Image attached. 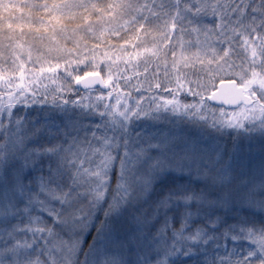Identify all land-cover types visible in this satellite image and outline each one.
<instances>
[{"label": "snow or ice", "instance_id": "snow-or-ice-1", "mask_svg": "<svg viewBox=\"0 0 264 264\" xmlns=\"http://www.w3.org/2000/svg\"><path fill=\"white\" fill-rule=\"evenodd\" d=\"M25 3L0 30V264H264V0Z\"/></svg>", "mask_w": 264, "mask_h": 264}, {"label": "trees", "instance_id": "trees-1", "mask_svg": "<svg viewBox=\"0 0 264 264\" xmlns=\"http://www.w3.org/2000/svg\"><path fill=\"white\" fill-rule=\"evenodd\" d=\"M28 20V7L25 0H5L3 7H0V30H7L11 24L18 29Z\"/></svg>", "mask_w": 264, "mask_h": 264}, {"label": "rangeland", "instance_id": "rangeland-1", "mask_svg": "<svg viewBox=\"0 0 264 264\" xmlns=\"http://www.w3.org/2000/svg\"><path fill=\"white\" fill-rule=\"evenodd\" d=\"M144 125L143 122H137V129L139 131H143ZM178 124L173 123L172 119H168L165 121H161L160 124H158L156 127H149L148 128V134L151 135L153 133L156 134H165L166 132L172 131L174 128H177Z\"/></svg>", "mask_w": 264, "mask_h": 264}]
</instances>
